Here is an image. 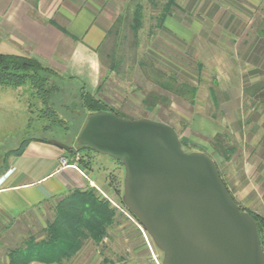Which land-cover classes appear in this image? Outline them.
<instances>
[{
  "label": "rangeland",
  "instance_id": "rangeland-1",
  "mask_svg": "<svg viewBox=\"0 0 264 264\" xmlns=\"http://www.w3.org/2000/svg\"><path fill=\"white\" fill-rule=\"evenodd\" d=\"M116 1L124 6L120 14L124 20L100 56L108 69L117 56L120 68L111 70L108 82L102 83L100 98L127 118H151L173 126L184 151L204 152L216 161L229 190L232 174H250L251 185L254 183L257 193L264 194V0H188L186 9L195 13L189 16L191 22H184L186 13L179 7L183 0H177L174 15L194 30L188 43L177 30V21L170 26L177 33L174 35L156 27L160 9L146 1L144 24L136 40L129 26L134 0ZM164 80L169 81L167 87L161 82ZM63 87L57 101L63 105L66 124L44 129L50 122L39 119L36 111L26 110L29 86L19 91L18 87L0 85V156L22 139L56 138L65 142L72 146L70 157L93 168L94 175L100 177L101 185L92 181L89 189L117 211L100 242L86 238L80 250L61 264H127L121 259L134 254L137 244L142 246L137 252L155 255L163 264V252L124 202V164L82 147L79 134L89 114L75 109L78 102L73 97L79 85L66 82ZM192 87L196 88L193 101ZM153 94L159 99H151L156 105L148 107L143 99ZM101 171L103 174H98ZM251 185L249 198L230 192L241 209L255 215L262 225L264 197L255 196ZM59 202H48L35 213L14 218L10 225L18 227L16 232H0V264H9L6 253L29 238L39 243L47 240V227L55 221ZM260 229L262 240L264 226Z\"/></svg>",
  "mask_w": 264,
  "mask_h": 264
},
{
  "label": "water",
  "instance_id": "water-1",
  "mask_svg": "<svg viewBox=\"0 0 264 264\" xmlns=\"http://www.w3.org/2000/svg\"><path fill=\"white\" fill-rule=\"evenodd\" d=\"M79 141L124 164V202L163 264H264L257 221L236 202L215 160L184 151L173 126L99 111L89 114Z\"/></svg>",
  "mask_w": 264,
  "mask_h": 264
},
{
  "label": "crops",
  "instance_id": "crops-1",
  "mask_svg": "<svg viewBox=\"0 0 264 264\" xmlns=\"http://www.w3.org/2000/svg\"><path fill=\"white\" fill-rule=\"evenodd\" d=\"M187 1L183 0L179 7L186 13L184 22H191L189 16L195 13L186 9ZM114 3L121 4V7L117 8ZM123 7L116 0H0V54L36 57L64 77L84 83L90 93H96L99 86L111 77V68L108 69L102 60L100 51L108 48L110 36L117 33L113 26ZM174 14L173 10L167 17L164 30L174 35L171 27L177 21V30L184 43H188L194 30L178 21ZM18 89L21 91L22 86ZM26 110L29 111V107ZM23 141L17 147L22 146ZM6 152L0 156V232L11 229H14L12 233L16 232L18 227L10 225L14 218L35 213L44 204L59 201L75 190L89 189L94 185L92 181L101 185L93 168L84 167L49 139L35 137L25 143L22 153L6 156ZM63 156L69 158L70 166H62ZM231 179L232 194L235 192L236 197L249 198L250 174H232ZM251 186V191L255 189V196L264 197V194L257 193L254 183ZM263 201L262 198L261 204L264 205ZM137 246L135 250L142 249L141 245ZM137 251L121 261L160 264L155 255ZM31 264L50 263L33 260Z\"/></svg>",
  "mask_w": 264,
  "mask_h": 264
},
{
  "label": "trees",
  "instance_id": "trees-1",
  "mask_svg": "<svg viewBox=\"0 0 264 264\" xmlns=\"http://www.w3.org/2000/svg\"><path fill=\"white\" fill-rule=\"evenodd\" d=\"M145 1L156 8L159 7L160 14L157 17V26L162 29L164 28L167 17L178 6L177 0L131 1L134 4L130 7L133 19L129 26L136 40H138V33L144 24ZM123 20V16H119L113 26V31L119 32L117 25L119 27V24ZM104 50L105 48L100 52H104ZM116 61H118L117 56L115 59H112L110 66L114 72H117L120 68V64L117 66ZM66 82H74L79 85V90H77L78 94H76V97H73V100L78 102L76 103L77 107H75L76 111L83 110L85 114L109 111L127 118V116L100 98L98 92L101 90L102 84L96 93H90L87 91L84 83L76 81L73 78L64 77L56 69L44 64L36 57L18 54H0V85L13 87L28 85L29 111L33 114L36 111L39 119L50 122L45 124L44 129H49L53 125L66 124L61 113V106L63 105H59L60 103L58 104L57 101L59 95L64 90L63 83ZM161 82L164 87H167L169 83L166 80ZM170 87H172V84H170ZM191 92V100L193 101L196 88L192 87ZM151 99L155 101L159 98H156L155 94L146 96L143 99V103L148 107L156 105V102L151 101ZM38 103L40 104L39 107ZM33 105L36 107L35 110L33 109ZM43 139L48 140L46 138ZM26 142L27 140H24L22 146L6 152V156L22 153L25 149ZM81 145L82 147L93 150L87 145ZM72 152L73 150L69 153ZM56 211L55 221L47 227V240L39 243L29 238L22 246L10 249L8 252L9 264H31L33 260L50 264H61L64 260L73 257L80 250L86 238L89 237L96 242H100L108 233L107 229L114 223L117 215L115 207L110 202L101 199L91 189L75 190L67 196H64L57 204ZM253 217L257 221L258 229L262 236L260 228L262 225L264 226V219L261 225L255 215Z\"/></svg>",
  "mask_w": 264,
  "mask_h": 264
},
{
  "label": "built area",
  "instance_id": "built-area-1",
  "mask_svg": "<svg viewBox=\"0 0 264 264\" xmlns=\"http://www.w3.org/2000/svg\"><path fill=\"white\" fill-rule=\"evenodd\" d=\"M61 164H62L63 167H67V166L71 165L70 164V160H69V158L67 156H63L61 158ZM261 245H262V249L264 251V238L261 240ZM155 259H157V258L155 257Z\"/></svg>",
  "mask_w": 264,
  "mask_h": 264
}]
</instances>
